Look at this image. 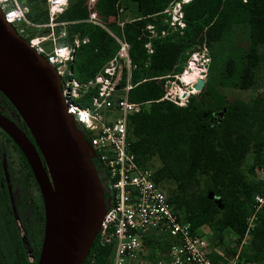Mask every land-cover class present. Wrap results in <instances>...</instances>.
<instances>
[{"label": "trees", "instance_id": "16d2710c", "mask_svg": "<svg viewBox=\"0 0 264 264\" xmlns=\"http://www.w3.org/2000/svg\"><path fill=\"white\" fill-rule=\"evenodd\" d=\"M135 1L141 14L148 15L160 12L171 0ZM19 2L27 6L26 15L31 20L48 19L45 0ZM115 2L96 0L91 5L89 0H67L66 7L55 15L56 22H65L63 27L69 39L74 34L87 37V41L74 48L70 62L77 78L92 76L117 47L114 38L102 27L82 18L86 11L98 10V15L107 17L110 22ZM182 10L183 34L176 39L152 38L149 54L144 47L147 36L141 34L144 20L134 19L123 24L122 32L129 42L131 62L135 65L131 70L134 85L128 92L130 100L154 99L161 92L157 79L181 68L183 50L188 44L220 41L237 24L249 44L264 42V0H190L183 4ZM59 25L56 26L60 28ZM59 41L63 42V39ZM245 59L241 76L249 80V71L256 62L253 46L247 50ZM211 81L208 76L207 83ZM205 89L203 86L190 95L184 104L169 101L166 108L141 107L130 114L127 122L130 148L136 159L145 165H148V156H157L159 164L153 170V177L162 183L168 200L182 212L192 228L205 224L217 231L229 228L236 235L237 243L243 234L253 195L259 189L258 181L246 180L239 172L251 141L246 129L248 114L246 107L233 102L221 104L216 101L214 109ZM252 159L264 166L262 141H258L253 149ZM165 180L173 182L172 190L165 187ZM208 191L213 193L211 198L207 196ZM215 198L220 200L221 207L215 203ZM218 239H221L219 232ZM234 246L230 249L211 247L212 257H219L221 253L217 251L222 252L224 248L228 253ZM245 246L240 250L244 260L264 263V208L258 214ZM110 254L111 243L101 244L96 234L81 264H109Z\"/></svg>", "mask_w": 264, "mask_h": 264}, {"label": "built area", "instance_id": "2783aa9c", "mask_svg": "<svg viewBox=\"0 0 264 264\" xmlns=\"http://www.w3.org/2000/svg\"><path fill=\"white\" fill-rule=\"evenodd\" d=\"M187 1L174 0L171 8L162 10L169 16L171 28H184L181 5ZM45 2L49 20L46 25L60 24V32L65 34V22H56L54 17L66 7L67 0ZM0 9L4 19L23 35V25L28 22L27 6L19 0H0ZM52 33L50 30L46 34H34L26 40L44 55L59 75L66 111L73 115L94 153L93 163L107 199L97 235L101 244L111 243L109 264H254L244 260L240 250L249 240L250 231L264 208V167L257 169L259 189L245 216L241 238L232 244L235 245L233 250L217 251L220 256L212 257L214 251L202 226L192 228L182 212L168 200L162 183L154 179L153 169L139 162L130 148L128 116L137 111L142 102L128 97L134 85L131 70L135 65L131 62L127 41L117 40L114 53L98 70L80 79L74 76L70 65L73 50L79 45L78 34H74V44L69 45L57 44ZM148 41L144 47L149 54L152 46ZM44 42L49 46L45 47ZM170 77L165 79L166 95L186 102L191 94H182L180 87L177 93L175 79L179 78L176 74Z\"/></svg>", "mask_w": 264, "mask_h": 264}, {"label": "water", "instance_id": "95a60500", "mask_svg": "<svg viewBox=\"0 0 264 264\" xmlns=\"http://www.w3.org/2000/svg\"><path fill=\"white\" fill-rule=\"evenodd\" d=\"M0 91L24 121L39 151L16 124L0 114V127L21 149L42 195L44 228L36 264H81L107 201L94 153L66 111L54 67L4 19L1 9ZM207 196L211 198L212 191ZM215 203L222 206L218 198Z\"/></svg>", "mask_w": 264, "mask_h": 264}, {"label": "rangeland", "instance_id": "374dc122", "mask_svg": "<svg viewBox=\"0 0 264 264\" xmlns=\"http://www.w3.org/2000/svg\"><path fill=\"white\" fill-rule=\"evenodd\" d=\"M95 1L96 0H93L94 3ZM173 1L174 0L169 1L166 7L169 8L172 6ZM94 3H91V5H94ZM183 4L181 5V10ZM96 11H86L82 20L92 22L102 27L114 38L117 44V40L119 39L126 40L122 32L123 24L127 21L140 18L144 20L143 26L141 27V34L147 36L148 40L158 37L176 39L183 34V28H171L172 25L169 24V16L165 12H162V10L157 13L142 15L138 10L135 0H116L115 12L113 14V18L111 19L112 21H110L111 23L107 22V17L105 18L98 15V10ZM99 16L101 19L103 18L106 21L103 19L101 20ZM26 18L28 22L23 25L24 32L22 35L25 38L31 37L34 34H46L52 30V35L55 37L57 44H74V35L71 39L67 37L66 33L62 35V32H60L62 30V26L59 24L56 25H59L60 28L56 25L50 27L46 25L49 22L48 19L46 21L38 22L31 20L27 15ZM182 19L184 20L183 16ZM56 27H58V30H56ZM116 27L118 31L116 30ZM161 30L164 31L162 32ZM60 39H63V42L59 41ZM78 41V44L83 43L87 41V37L79 36ZM148 42L151 44L150 41ZM127 43L129 44L128 41ZM43 44L45 47L49 46L46 42ZM250 46H253L255 49L256 62L253 68L249 71V80H247L241 75L244 74L243 67L246 64L245 54ZM183 55L184 58L181 60V68L178 71L165 74L163 79H157L161 92L156 94L154 99H146L142 101L139 108L163 109L166 108L169 101L175 104H184L185 100L166 95L165 79L167 76L171 78V74H176L179 79H175V85H177V93H179L178 88H182L185 84V82L182 81L181 74L183 72L184 65L186 64V60L188 58H190V60L194 59L193 63L195 65H187V68H185L187 69L185 77H189L190 73L193 71V67L197 65L200 67V74H204V83L199 90L191 93V95L196 94L203 88V86H205V88H207V90L205 89L206 97L210 101L211 105H213L214 109L217 102L221 104L233 102L246 107V112L248 114L246 129L251 135V141L249 150L239 166V172L246 180L258 181L257 169L264 166L254 163L252 157L253 149H255L257 142L262 141L264 143V42H258L254 45L249 44L245 38L244 31L241 29L240 25L237 24L234 25L220 41H211L207 44L203 41L202 43H191L186 45L183 50ZM208 76L212 78L210 83H207ZM147 164L148 167L154 170V168L159 164V159L156 155L148 156ZM164 185L168 190H172L174 187L171 180H165ZM218 215L219 213L217 216ZM202 229L206 232L208 244L212 248H222L224 246H229L230 248V246H233L231 245L232 243H236V235L229 228H223L222 230L217 231L210 225L205 224ZM218 232L221 235V239H218ZM246 243L247 241L241 246V251L246 248Z\"/></svg>", "mask_w": 264, "mask_h": 264}, {"label": "flooded vegetation", "instance_id": "af4514ba", "mask_svg": "<svg viewBox=\"0 0 264 264\" xmlns=\"http://www.w3.org/2000/svg\"><path fill=\"white\" fill-rule=\"evenodd\" d=\"M0 114L16 124L36 147L24 121L1 91ZM43 228L38 184L21 149L0 127V264H36Z\"/></svg>", "mask_w": 264, "mask_h": 264}, {"label": "bare ground", "instance_id": "6f19581e", "mask_svg": "<svg viewBox=\"0 0 264 264\" xmlns=\"http://www.w3.org/2000/svg\"><path fill=\"white\" fill-rule=\"evenodd\" d=\"M91 3L92 4L94 3L93 0H90V4ZM188 65L190 66V65H195V64L193 63V60H189ZM199 71H200V67H198L197 65L194 66L193 71L192 73H190V76H189L190 78H189V77H185L187 73V69L184 70L182 74V80L185 82L184 84L185 86H183L182 88L181 87L179 88L182 94L188 95V94L194 93L195 91L201 88V86L203 85V75L200 74Z\"/></svg>", "mask_w": 264, "mask_h": 264}, {"label": "crops", "instance_id": "0c3cea01", "mask_svg": "<svg viewBox=\"0 0 264 264\" xmlns=\"http://www.w3.org/2000/svg\"><path fill=\"white\" fill-rule=\"evenodd\" d=\"M232 244H233V243H232ZM232 244H231V245H232ZM226 245H227V244H226ZM231 247H232V246H230V248H231ZM225 248L230 249L229 246H227V247L225 246ZM225 248H224V250H225ZM224 250H222V251H224ZM224 252H225V251H224Z\"/></svg>", "mask_w": 264, "mask_h": 264}]
</instances>
